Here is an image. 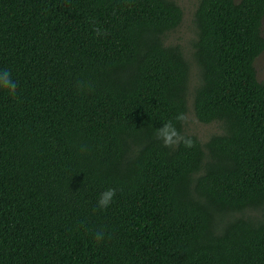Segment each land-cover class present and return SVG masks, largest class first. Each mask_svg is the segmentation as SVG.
<instances>
[{"label":"trees","instance_id":"obj_1","mask_svg":"<svg viewBox=\"0 0 264 264\" xmlns=\"http://www.w3.org/2000/svg\"><path fill=\"white\" fill-rule=\"evenodd\" d=\"M183 17L178 0H0L17 84L0 89V264H264V0H198L192 58L168 42ZM191 96L223 128L205 142L175 119ZM168 121L192 147L163 145Z\"/></svg>","mask_w":264,"mask_h":264},{"label":"rangeland","instance_id":"obj_2","mask_svg":"<svg viewBox=\"0 0 264 264\" xmlns=\"http://www.w3.org/2000/svg\"><path fill=\"white\" fill-rule=\"evenodd\" d=\"M184 10L182 24L173 32L170 33L168 42L181 44L188 55L192 58V41L196 37L194 25V13L197 7L198 0H178ZM263 35H264V20H263ZM257 75L259 80L264 81V51L258 56L255 61ZM199 81L198 69L195 65L192 66L191 86ZM189 112L187 114L186 127L191 133L196 134L203 142H205L214 133L222 132L223 128L220 123H203L195 115L192 108V96L189 99Z\"/></svg>","mask_w":264,"mask_h":264},{"label":"clouds","instance_id":"obj_3","mask_svg":"<svg viewBox=\"0 0 264 264\" xmlns=\"http://www.w3.org/2000/svg\"><path fill=\"white\" fill-rule=\"evenodd\" d=\"M16 88L17 84L12 79L10 71L6 69L0 70V89L7 91L9 95L14 96L16 94ZM175 119L178 122L186 123L188 118L185 113H178ZM156 135L157 138L163 142L165 147L175 148L181 143H183L186 147L193 146V141L190 138L185 137L171 121L163 123V126L157 129ZM115 195V189H106L100 194L97 207L101 210L106 209L112 202ZM95 239L97 242L102 241L104 239V232L102 230L98 231L95 234Z\"/></svg>","mask_w":264,"mask_h":264}]
</instances>
